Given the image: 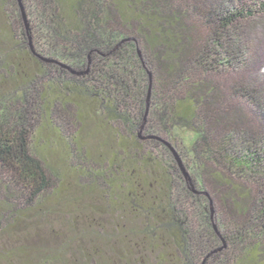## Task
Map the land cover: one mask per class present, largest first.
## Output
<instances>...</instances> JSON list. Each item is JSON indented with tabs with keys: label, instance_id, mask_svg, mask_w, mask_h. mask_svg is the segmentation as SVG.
<instances>
[{
	"label": "trees",
	"instance_id": "obj_1",
	"mask_svg": "<svg viewBox=\"0 0 264 264\" xmlns=\"http://www.w3.org/2000/svg\"><path fill=\"white\" fill-rule=\"evenodd\" d=\"M22 1L34 50L68 68L32 54L17 0H3L0 221L7 204L28 207L60 181L33 146L46 119L70 168L90 179L80 189L102 196L96 212L124 221L104 234L122 240L124 264H264V91L232 79L250 63L264 0ZM26 50L42 73L31 94L6 72ZM244 100L262 123L247 117ZM72 105L68 135L52 124L57 108ZM89 121L96 154L83 141ZM141 131L174 146L190 182L171 150ZM79 154L85 168L74 163Z\"/></svg>",
	"mask_w": 264,
	"mask_h": 264
},
{
	"label": "rangeland",
	"instance_id": "obj_2",
	"mask_svg": "<svg viewBox=\"0 0 264 264\" xmlns=\"http://www.w3.org/2000/svg\"><path fill=\"white\" fill-rule=\"evenodd\" d=\"M2 1L0 0V21H9L7 14L10 10H4ZM259 2L260 0H241L242 5L254 6ZM9 5L11 6V2ZM256 25L258 28L252 33L248 52L250 63L232 76V79L254 82L258 88L263 87L261 89L264 91V25ZM19 44L20 48L25 46L21 42ZM14 58L15 64L6 69V72L12 78L13 86L24 88L31 94V88L42 82V73L35 70V64L31 60L35 58L28 50L17 53ZM240 107L248 118L263 122L257 118L258 111L254 105L244 100ZM76 108L73 105L69 108H57V124L54 122L53 128L59 131L62 127L68 135L74 133L72 125L75 123V115L76 118L78 116ZM93 126L91 121L87 122L82 135L85 137L84 143L89 144L90 151L96 154L97 141ZM35 129L33 146L38 154L44 156L51 166V172L58 175L60 181L55 180L54 189L28 207L7 204L2 212L3 220L0 221V264H124L120 261L122 240L116 242L114 236L104 235L110 233L109 230L116 229L119 221H124L120 216L102 217L96 212L98 208L105 206L102 196L96 187L92 190L80 189L79 179L84 185L90 179L85 173H81L79 177L70 168L72 162L64 139L49 128L48 121L40 120ZM43 138L49 147L46 151L42 147ZM73 159L78 168L89 164L83 154ZM212 215V219H215L214 212Z\"/></svg>",
	"mask_w": 264,
	"mask_h": 264
},
{
	"label": "water",
	"instance_id": "obj_3",
	"mask_svg": "<svg viewBox=\"0 0 264 264\" xmlns=\"http://www.w3.org/2000/svg\"><path fill=\"white\" fill-rule=\"evenodd\" d=\"M17 2H18V5H19V8H20V11H21V15H22L23 21H24V23L26 25V30H27V33H28V36H29V46H30V49L32 51V54L34 56H36L37 58H39L40 60H43V61H46V62H57L55 60L43 57L42 55L38 54L34 50L33 43H32V38H31V34H30V26H29V22H28V16H27L23 1L22 0H17ZM57 63L62 65L65 68H68V66H66L65 64H62L60 62H57ZM71 72L74 73V74L77 73V72H75L73 70H71ZM151 90L152 89H151V84H150V89H149V93H148L147 113L149 111V106H150L149 105V100H150V97H151ZM139 136H140L141 139H156V140H159L162 143H164L171 150V152L174 155L175 160L177 161L178 166L181 169V171H182L183 175L185 176V178H187V180L189 182L191 181L190 174H189L187 168L185 167L183 160L181 159V157H180L179 153L177 152V150L174 148V146L169 141H166L163 138L155 136V135L154 136H144L142 131L140 132ZM223 248H226V243L225 242H224V246L220 250H222Z\"/></svg>",
	"mask_w": 264,
	"mask_h": 264
},
{
	"label": "flooded vegetation",
	"instance_id": "obj_4",
	"mask_svg": "<svg viewBox=\"0 0 264 264\" xmlns=\"http://www.w3.org/2000/svg\"><path fill=\"white\" fill-rule=\"evenodd\" d=\"M42 61V60H41Z\"/></svg>",
	"mask_w": 264,
	"mask_h": 264
}]
</instances>
